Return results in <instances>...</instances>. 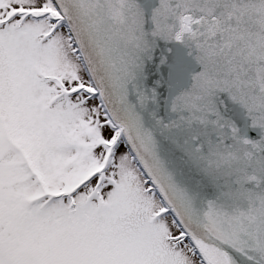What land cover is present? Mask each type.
<instances>
[{
  "label": "snow or ice",
  "instance_id": "6c2138e0",
  "mask_svg": "<svg viewBox=\"0 0 264 264\" xmlns=\"http://www.w3.org/2000/svg\"><path fill=\"white\" fill-rule=\"evenodd\" d=\"M0 264H264V0H0Z\"/></svg>",
  "mask_w": 264,
  "mask_h": 264
}]
</instances>
